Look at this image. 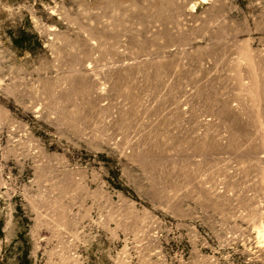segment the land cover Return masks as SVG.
<instances>
[{"label": "rangeland", "instance_id": "rangeland-1", "mask_svg": "<svg viewBox=\"0 0 264 264\" xmlns=\"http://www.w3.org/2000/svg\"><path fill=\"white\" fill-rule=\"evenodd\" d=\"M0 264H264V0H0Z\"/></svg>", "mask_w": 264, "mask_h": 264}]
</instances>
